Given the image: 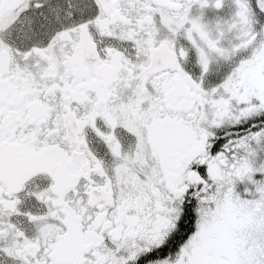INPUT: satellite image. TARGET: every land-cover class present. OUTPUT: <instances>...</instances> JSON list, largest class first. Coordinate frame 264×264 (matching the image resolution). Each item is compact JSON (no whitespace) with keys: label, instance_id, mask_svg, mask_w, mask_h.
Masks as SVG:
<instances>
[{"label":"snow or ice","instance_id":"snow-or-ice-1","mask_svg":"<svg viewBox=\"0 0 264 264\" xmlns=\"http://www.w3.org/2000/svg\"><path fill=\"white\" fill-rule=\"evenodd\" d=\"M0 264H264V0H0Z\"/></svg>","mask_w":264,"mask_h":264}]
</instances>
